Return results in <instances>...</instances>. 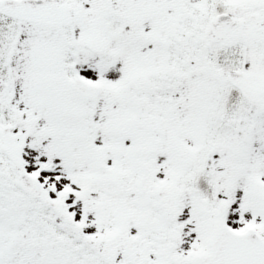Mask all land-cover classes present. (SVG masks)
<instances>
[{"label": "snow or ice", "instance_id": "6c2138e0", "mask_svg": "<svg viewBox=\"0 0 264 264\" xmlns=\"http://www.w3.org/2000/svg\"><path fill=\"white\" fill-rule=\"evenodd\" d=\"M0 264H264V0H0Z\"/></svg>", "mask_w": 264, "mask_h": 264}]
</instances>
